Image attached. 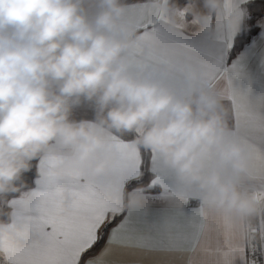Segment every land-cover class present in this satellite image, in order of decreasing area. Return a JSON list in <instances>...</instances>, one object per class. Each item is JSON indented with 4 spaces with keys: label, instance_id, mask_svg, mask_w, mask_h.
<instances>
[{
    "label": "clouds",
    "instance_id": "9594fccd",
    "mask_svg": "<svg viewBox=\"0 0 264 264\" xmlns=\"http://www.w3.org/2000/svg\"><path fill=\"white\" fill-rule=\"evenodd\" d=\"M222 3L204 0L205 24ZM162 7L171 14L168 0ZM136 31L126 0H0V197L20 191L32 161L52 151L60 169L108 173L116 153L105 131L116 130L155 149L213 212L239 222L264 211L243 179L253 147L229 127L217 91L192 65L183 91L164 75L175 62L138 73L129 61ZM202 37L213 40L215 30ZM82 100L92 102L94 119L72 116Z\"/></svg>",
    "mask_w": 264,
    "mask_h": 264
},
{
    "label": "snow or ice",
    "instance_id": "6c2138e0",
    "mask_svg": "<svg viewBox=\"0 0 264 264\" xmlns=\"http://www.w3.org/2000/svg\"><path fill=\"white\" fill-rule=\"evenodd\" d=\"M129 9L141 30L138 52L148 45L162 58L195 64L229 102L233 132L253 147L244 182L264 199V95L252 97L233 83L247 75L249 58L264 65V0H223L195 33L185 31L187 9L171 27L158 0H135ZM212 28L209 42L202 33ZM105 135L116 153L106 174L60 169L58 151L34 162L28 185L2 202L10 215L0 220V264H264V216L237 225L203 204L185 209L194 193L155 149L131 134ZM136 194L139 201L128 203Z\"/></svg>",
    "mask_w": 264,
    "mask_h": 264
},
{
    "label": "crops",
    "instance_id": "0c3cea01",
    "mask_svg": "<svg viewBox=\"0 0 264 264\" xmlns=\"http://www.w3.org/2000/svg\"><path fill=\"white\" fill-rule=\"evenodd\" d=\"M133 2H135V0H126V3L128 4V14L137 24L136 16L129 9V5ZM193 2L197 3L195 0H193V1L185 4L182 8V9H187L188 13H190V15H191L190 18H187L185 21V31H187L188 33H195V32L200 31V29H201L199 27V25L197 24L196 16L192 11V8H193L192 5L194 4ZM158 4H159L161 10L163 11V13L168 17L170 27L175 25L181 19V17L178 15V10H173L171 12V14H169V13L164 11V9L162 7V0H158ZM173 18H174V21H173ZM140 31L141 30L137 27V31H136V33H134V36L136 37V45L134 46V48L132 49V51L129 55V61H130L131 66L134 68V70H136L138 73H144L147 71L149 66L152 65L153 63H160L161 65H163L164 62H169V63L175 62V65H176L175 69L169 73L164 74L165 78L168 79V81L176 89L181 90V91L185 90L187 88V84L183 78L184 66L185 65H192V66H195L196 68H198V67L193 63H182L180 56H176V57L169 58V59L162 58L158 55V53L156 51H154V49L152 47H150L148 45H144L143 48L138 52L137 51V43H138L137 42V36L139 35ZM257 31H259V29ZM214 40H215V37L213 40H211L209 42H212ZM244 51H245V49L243 47L240 50V52H244ZM145 52H151L152 55L145 56ZM246 72H247V75L244 77H234L233 78L234 85L237 87H240L241 89L247 90L249 92V95L252 97L264 95V65H261L259 63L258 59H256L255 57L249 58L248 62H247V66H246ZM177 81H179V83H177ZM221 101H222L224 106H225V104L229 103L226 100L224 101L222 98H221ZM72 116L77 120H79V119H94L95 118V109L92 106V102L87 101V100H82L79 104H77L73 107ZM228 124H229V127H231V120H228ZM110 131H116V130H110ZM116 132H119L120 134L125 135V136H127L129 134H131L132 136L135 135L134 132H124V131H116ZM34 162L32 161L33 167H34ZM169 170L173 173V175L175 177L174 172L171 169H169ZM175 179H176V177H175ZM176 181L178 182L179 185L186 187L190 192L194 193V189L192 187L179 182L177 179H176ZM155 190L159 191V188L157 187ZM9 197H4V196L0 197V209L7 208V207L2 205V202L7 200ZM200 204H202V203L197 196L190 195L184 207H185V209H190V208L196 207ZM217 214H219V213H217ZM9 215H10V209H8V216ZM219 215L221 217H226V216H223L221 214H219ZM260 216H263L262 212H260L258 215L252 216L249 219H244V220H241L239 222L234 221L228 217L227 218L230 221L236 223L237 225H240L242 222L244 224H246L248 222L254 221L257 218H259Z\"/></svg>",
    "mask_w": 264,
    "mask_h": 264
},
{
    "label": "trees",
    "instance_id": "16d2710c",
    "mask_svg": "<svg viewBox=\"0 0 264 264\" xmlns=\"http://www.w3.org/2000/svg\"><path fill=\"white\" fill-rule=\"evenodd\" d=\"M193 0H168V5L170 6V8L173 10H179V9H182L183 6L189 2H191ZM190 13L188 14V17L187 18H190ZM258 30V29H257ZM243 48V45H241L239 47V51ZM149 150V149H148ZM35 160H33L34 162ZM34 173V167H33V164H32V167L23 173V180L26 181V184L21 188H25L28 183H29V179L31 177V175ZM18 192V191H17ZM13 193L15 192H9L7 193L4 197H9L11 196ZM7 216H8V209L7 208H2L0 209V220H3V219H7Z\"/></svg>",
    "mask_w": 264,
    "mask_h": 264
},
{
    "label": "rangeland",
    "instance_id": "374dc122",
    "mask_svg": "<svg viewBox=\"0 0 264 264\" xmlns=\"http://www.w3.org/2000/svg\"><path fill=\"white\" fill-rule=\"evenodd\" d=\"M195 1L197 3H194L193 2L195 5L194 4L192 5L193 6L192 11H193V13L196 16L197 24L199 25L200 28H202V26L205 25V23L200 18V16L198 15V13H206V12H208V8L205 6L204 0H195ZM222 5H223V3H222ZM220 10H222V7L219 10L210 12L209 15L212 14V13H216L217 11H220ZM209 15H208V17H209ZM212 29H214V28H212ZM215 37H216V31H215ZM261 212H262V215L264 216V211H261Z\"/></svg>",
    "mask_w": 264,
    "mask_h": 264
}]
</instances>
